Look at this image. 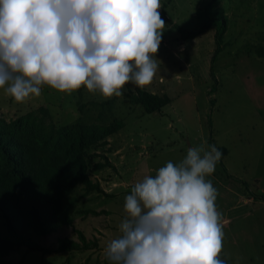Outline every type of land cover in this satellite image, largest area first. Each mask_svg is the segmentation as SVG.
I'll return each mask as SVG.
<instances>
[{"label": "rangeland", "instance_id": "1", "mask_svg": "<svg viewBox=\"0 0 264 264\" xmlns=\"http://www.w3.org/2000/svg\"><path fill=\"white\" fill-rule=\"evenodd\" d=\"M160 5V15H166L172 24L164 21L156 53L159 70L149 86L140 89L126 84L122 96L104 97L85 87L68 94L44 85L40 96L23 103L0 89V117L8 122L44 107L57 128L79 119L85 124L115 119L125 123L122 130L107 138L108 145L87 151L89 176L102 192L77 185L64 200L73 224L39 238L42 251L21 247L5 255L4 261L85 264L89 260V264H108L103 249L120 234L124 198L131 188L144 176H155V170L168 161L182 160L189 147L204 144L217 147L223 165L234 176L229 181L218 163L206 178L218 191L217 210L231 219V230L223 227L222 254L233 264H264V203H244L249 192L237 181L247 182L250 192L264 195V0H160ZM220 12L227 22L225 47L212 65L215 29L182 40L175 26L194 31ZM211 66L218 84L208 96L214 84ZM138 90L167 95L170 104L146 114L129 101L128 95ZM210 99L215 100L213 107ZM107 159L111 167H94ZM81 233L89 249L58 252L62 240L81 243Z\"/></svg>", "mask_w": 264, "mask_h": 264}, {"label": "clouds", "instance_id": "2", "mask_svg": "<svg viewBox=\"0 0 264 264\" xmlns=\"http://www.w3.org/2000/svg\"><path fill=\"white\" fill-rule=\"evenodd\" d=\"M160 0H0V89L17 103L44 85L104 97L143 89L159 70L165 22ZM215 145L189 147L136 182L124 198L108 264H228L217 189Z\"/></svg>", "mask_w": 264, "mask_h": 264}, {"label": "trees", "instance_id": "3", "mask_svg": "<svg viewBox=\"0 0 264 264\" xmlns=\"http://www.w3.org/2000/svg\"><path fill=\"white\" fill-rule=\"evenodd\" d=\"M161 18L172 24L166 15L162 14ZM175 27L182 40L195 39L208 29H215L216 49L211 58L212 65L224 50L227 22L222 12L217 18L201 23L194 31ZM210 75L214 84L208 96L214 94L218 84L213 66ZM128 98L131 104L141 106L146 114L170 104L167 95L158 96L142 90L130 93ZM210 103L213 107L215 100L210 99ZM124 127L125 123L119 119L97 124H85L79 119L68 127L57 128L44 107L10 122L0 117V264H14L4 261L3 257L21 247L42 251L39 238L73 224L64 209V200L77 185L102 192L100 185L89 176L87 151L108 145L107 138ZM219 163L227 171L221 160ZM111 166L108 159L94 165L96 169ZM238 181L243 183L250 196L264 201V195L250 192L247 182ZM80 240L81 243L60 241L58 252L89 249L83 233ZM85 264H89V260Z\"/></svg>", "mask_w": 264, "mask_h": 264}, {"label": "crops", "instance_id": "4", "mask_svg": "<svg viewBox=\"0 0 264 264\" xmlns=\"http://www.w3.org/2000/svg\"><path fill=\"white\" fill-rule=\"evenodd\" d=\"M221 161H222V163H223V160H221ZM225 168H226V167H225ZM226 170H227V171H225V172H226L227 178H228L229 181H231V179L234 178V176L231 175V174L228 172V169H227V168H226ZM228 174H230V176H231L232 178H231ZM238 180H241V179H237V181H238ZM240 183H241V182H240ZM243 200H244V203H248V204H250V203H252V202H255V201H259V203H261V204L264 203L263 200L255 199L254 197H252V196H250V195H249L247 198H246V197L243 198ZM221 223L223 224V227H224L225 229H227L228 231L231 230L230 227H229L230 224H231V219L222 216ZM221 258H222V259H226V260L228 261V264H233V263L230 261V259L227 257V255H224V254L221 253Z\"/></svg>", "mask_w": 264, "mask_h": 264}]
</instances>
